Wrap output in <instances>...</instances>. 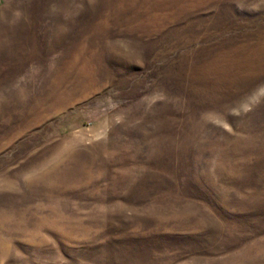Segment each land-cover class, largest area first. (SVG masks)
Here are the masks:
<instances>
[{
	"label": "rangeland",
	"instance_id": "1",
	"mask_svg": "<svg viewBox=\"0 0 264 264\" xmlns=\"http://www.w3.org/2000/svg\"><path fill=\"white\" fill-rule=\"evenodd\" d=\"M0 264H264V0H0Z\"/></svg>",
	"mask_w": 264,
	"mask_h": 264
},
{
	"label": "bare ground",
	"instance_id": "2",
	"mask_svg": "<svg viewBox=\"0 0 264 264\" xmlns=\"http://www.w3.org/2000/svg\"><path fill=\"white\" fill-rule=\"evenodd\" d=\"M83 71V72H82ZM86 72H87V69H86V67H81V69H80V76H85L86 75ZM56 99H58V98H56Z\"/></svg>",
	"mask_w": 264,
	"mask_h": 264
}]
</instances>
